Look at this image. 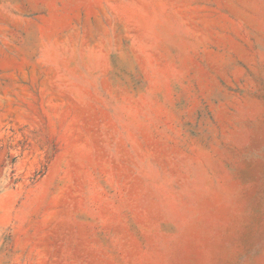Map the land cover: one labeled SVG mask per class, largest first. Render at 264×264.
<instances>
[{
	"label": "rangeland",
	"instance_id": "rangeland-1",
	"mask_svg": "<svg viewBox=\"0 0 264 264\" xmlns=\"http://www.w3.org/2000/svg\"><path fill=\"white\" fill-rule=\"evenodd\" d=\"M0 264H264V0H0Z\"/></svg>",
	"mask_w": 264,
	"mask_h": 264
}]
</instances>
